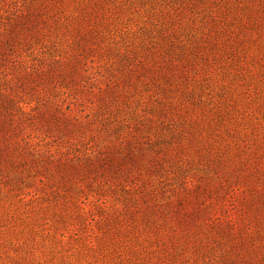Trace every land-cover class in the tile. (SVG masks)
I'll use <instances>...</instances> for the list:
<instances>
[{"label":"trees","instance_id":"trees-1","mask_svg":"<svg viewBox=\"0 0 264 264\" xmlns=\"http://www.w3.org/2000/svg\"><path fill=\"white\" fill-rule=\"evenodd\" d=\"M242 10L224 0H0V172H43L58 192L71 191L76 184L80 193L111 190L122 199L121 212H140V222L148 229L162 226L161 220L188 230L190 205L196 202L197 209L210 210L206 222L208 231L215 232L214 245L217 240L225 245L217 253L216 246L200 242L196 256L214 257L213 264H261L240 252L249 230L241 216L221 215L227 211L225 204L220 211L215 207L224 194L246 199L247 191L238 170H218L225 162L212 144L214 125L205 127L206 136L193 158L186 155L182 141L191 134L189 127L192 131L189 119L186 128L171 120L176 110L186 114L184 98H194V90L186 87L187 58L211 51L207 44L227 38L231 22L242 31L260 22L259 10L248 5ZM129 11L149 21L142 33L123 26ZM206 13L203 30H189V42L181 40L183 24L193 26ZM103 67L110 79L90 89L88 76ZM140 87H152L160 96L146 105L148 116L133 112L128 117ZM84 100L94 107L84 116L87 125L111 132L114 140L103 150L71 158L36 149L38 144L30 141L36 133L48 143L85 142L84 121L73 112ZM78 133L84 140L75 138ZM195 158L214 169L209 171L223 173L215 188L202 189L188 179ZM170 180L181 184L180 191L173 190L182 207L176 212H167L170 201L162 202Z\"/></svg>","mask_w":264,"mask_h":264},{"label":"rangeland","instance_id":"rangeland-1","mask_svg":"<svg viewBox=\"0 0 264 264\" xmlns=\"http://www.w3.org/2000/svg\"><path fill=\"white\" fill-rule=\"evenodd\" d=\"M224 1L237 4L242 12L246 5L253 6L261 12L260 22L244 31L239 24L231 22L226 26L227 38L207 44L211 51L187 58L184 66L190 71V82L186 87L194 90V98H184L183 104L188 107L184 110L186 114L176 110L178 114L171 120L186 128L189 119L192 131L189 127L191 134L182 141L186 155L193 158L206 136L205 127L214 125L212 144L225 162L218 170H235V173L238 170L247 191L246 199L224 194L223 201L216 202L215 207L220 211L225 204L223 208L227 211H220L221 215L241 216L249 230L243 234L247 238L240 252L253 262L264 264V0ZM132 14L133 11H129L124 17L123 26L133 34L142 33L149 21ZM205 15L207 13L198 17L193 26L183 24L181 40L189 42V30H203L205 25L201 21ZM88 77L87 86L96 90L110 79V73L103 67L93 69ZM181 81L184 80L179 79L178 84ZM139 90L141 93L127 110L128 117L133 112L136 117L148 116L146 105L160 96L154 94L156 90L152 87ZM89 100L95 99L90 97ZM89 100L73 108L74 114L84 121V143H48L46 136L36 133L33 135L36 138L30 139L32 144H38L36 149L55 158H71L108 146L114 140L113 134L97 131L96 126L87 125L84 119L94 111ZM75 138L84 140L79 133ZM144 158L148 159V153ZM198 161L195 158L188 167V179L202 189L215 188L223 173L211 172L209 170L214 169ZM20 178L23 182H19ZM170 181L162 202L170 201L172 206L167 212H176L182 207L178 206L173 190L180 191L181 184ZM157 183L153 180V184ZM122 205L120 196H115L111 190L104 194L89 190L80 193L76 184L71 191L58 192L43 172L3 170L0 172V264H213L214 257H198L195 248L200 242H209L211 247L216 246L217 253L225 249L221 240L215 245L211 240L215 232L208 231L206 222L210 210L197 209L196 202L190 205L192 224L188 230L176 229L161 220L162 226L148 229L140 222V212L131 217L124 215Z\"/></svg>","mask_w":264,"mask_h":264}]
</instances>
